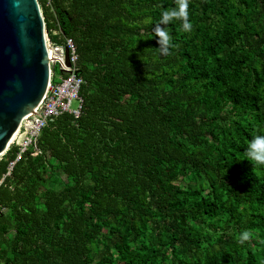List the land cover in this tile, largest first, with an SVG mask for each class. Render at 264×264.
<instances>
[{
  "label": "trees",
  "instance_id": "obj_1",
  "mask_svg": "<svg viewBox=\"0 0 264 264\" xmlns=\"http://www.w3.org/2000/svg\"><path fill=\"white\" fill-rule=\"evenodd\" d=\"M38 2L82 112L0 157V264H264V0H188L167 54L179 0Z\"/></svg>",
  "mask_w": 264,
  "mask_h": 264
},
{
  "label": "water",
  "instance_id": "obj_2",
  "mask_svg": "<svg viewBox=\"0 0 264 264\" xmlns=\"http://www.w3.org/2000/svg\"><path fill=\"white\" fill-rule=\"evenodd\" d=\"M64 58L68 66L66 49ZM48 72L38 0H0V157L44 96Z\"/></svg>",
  "mask_w": 264,
  "mask_h": 264
},
{
  "label": "built area",
  "instance_id": "obj_3",
  "mask_svg": "<svg viewBox=\"0 0 264 264\" xmlns=\"http://www.w3.org/2000/svg\"><path fill=\"white\" fill-rule=\"evenodd\" d=\"M43 1L48 8H51V0ZM53 34L55 33L53 32ZM45 42L49 62L48 86L41 101L34 108L9 146L17 147L18 152L14 161L9 163L3 178L11 175L15 163L30 149L38 153L36 142L41 131L48 123L64 114H70L77 119L82 112L83 101L80 90L84 82L77 75L78 55L74 42L71 39L64 38L61 46L52 44L46 30ZM65 49L68 52V66L65 65ZM73 102H76L75 108L72 107Z\"/></svg>",
  "mask_w": 264,
  "mask_h": 264
},
{
  "label": "clouds",
  "instance_id": "obj_4",
  "mask_svg": "<svg viewBox=\"0 0 264 264\" xmlns=\"http://www.w3.org/2000/svg\"><path fill=\"white\" fill-rule=\"evenodd\" d=\"M188 17V0H179L178 8H172L171 10L162 13L161 20L155 25V31L159 37V43L163 45V53L167 54L169 52L171 36L168 31L160 28L159 25H167L173 21V19H179L182 21V28L185 31H191L192 24ZM246 155L249 160L255 162L256 165L264 166V135L257 134L249 141ZM250 237L251 233L249 231H244L240 236L239 242L243 244L245 241L249 240Z\"/></svg>",
  "mask_w": 264,
  "mask_h": 264
},
{
  "label": "rangeland",
  "instance_id": "obj_5",
  "mask_svg": "<svg viewBox=\"0 0 264 264\" xmlns=\"http://www.w3.org/2000/svg\"><path fill=\"white\" fill-rule=\"evenodd\" d=\"M72 107H73V108L76 107V102H73V103H72ZM11 147H13V146H11Z\"/></svg>",
  "mask_w": 264,
  "mask_h": 264
},
{
  "label": "bare ground",
  "instance_id": "obj_6",
  "mask_svg": "<svg viewBox=\"0 0 264 264\" xmlns=\"http://www.w3.org/2000/svg\"><path fill=\"white\" fill-rule=\"evenodd\" d=\"M14 139H15V138H14ZM14 139H13V140H14ZM11 143H12V142H11ZM11 143H10V145H11ZM10 145H9V146H10ZM8 148H9V147H8Z\"/></svg>",
  "mask_w": 264,
  "mask_h": 264
}]
</instances>
